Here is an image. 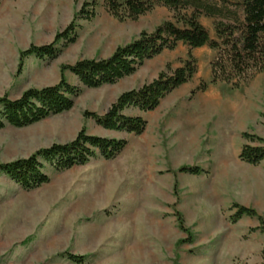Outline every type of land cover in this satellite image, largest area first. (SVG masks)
<instances>
[{
  "label": "rangeland",
  "instance_id": "374dc122",
  "mask_svg": "<svg viewBox=\"0 0 264 264\" xmlns=\"http://www.w3.org/2000/svg\"><path fill=\"white\" fill-rule=\"evenodd\" d=\"M94 0H0V96L18 98L29 88L57 84L61 68L82 58H105L115 49L174 19L163 5L136 20H119L97 2V16L81 20L75 42L56 57L31 56L20 67V53L31 44L46 45ZM201 22L216 37L213 19ZM184 43L147 60L115 84L83 87L69 111L24 127L0 129V164L28 157L40 148L68 142L82 128L90 134L125 138L128 146L114 159L93 158L64 171L48 168L51 180L32 190L0 174V264H261L264 230L257 217L230 216L233 203L254 208L264 218V161L248 164L239 157L245 131L264 137V71L234 87L210 83L217 50H193L198 72L169 93L153 111L141 115L148 126L136 135L105 129L85 112L105 114L124 91L152 81L168 65L188 58ZM201 80L206 91L192 95ZM200 166L203 174L180 172ZM178 214L193 234L179 228Z\"/></svg>",
  "mask_w": 264,
  "mask_h": 264
},
{
  "label": "trees",
  "instance_id": "16d2710c",
  "mask_svg": "<svg viewBox=\"0 0 264 264\" xmlns=\"http://www.w3.org/2000/svg\"><path fill=\"white\" fill-rule=\"evenodd\" d=\"M108 11L119 20H136L163 5L174 12V19H167L152 31L143 30L139 36L127 44L118 46L105 58H82L61 68L57 84L42 88H29L18 98L9 94L0 96V129L7 125L24 127L41 121L51 115L60 114L73 108L75 98L83 90L72 84L66 71L73 73L83 87L98 88L115 84L134 74L147 60L163 51L175 49L179 43L189 47L188 58L182 65L162 70L152 81L142 86L122 92L105 114L85 112V117L93 118L105 129L125 131L140 135L145 132L148 122L141 115H127L126 109L137 108L143 112L155 110L169 93L189 83L198 72V60L194 49L208 46L217 50L211 62L210 83L224 81L239 87L264 71V0H105ZM97 2L85 1L75 13L73 20L54 41L46 45L31 44L20 53V67L31 56L44 59L56 57L62 42L67 46L76 41L80 21L92 20L97 16ZM212 18L216 37L201 22L200 17ZM205 80L191 91L192 95L206 91L209 84ZM245 142L239 157L242 161L258 165L264 161V137L247 131L243 133ZM125 138H110L87 132L82 128L76 137L68 142L54 143L43 147L28 157H21L0 164V174H5L24 189L32 190L49 183L48 168L64 171L84 165L93 158H116L126 147ZM180 172L203 174L200 166L184 165ZM230 216L236 223L243 216L257 217L264 230V218L252 207L233 203ZM179 228L187 235L179 243H192L193 234L185 226L178 214ZM67 257L81 264L84 256L68 253ZM264 264V263H261Z\"/></svg>",
  "mask_w": 264,
  "mask_h": 264
}]
</instances>
